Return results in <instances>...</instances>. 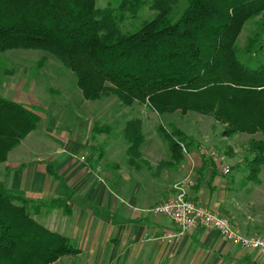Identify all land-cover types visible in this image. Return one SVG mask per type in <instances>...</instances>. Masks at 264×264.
Here are the masks:
<instances>
[{"label": "trees", "instance_id": "1", "mask_svg": "<svg viewBox=\"0 0 264 264\" xmlns=\"http://www.w3.org/2000/svg\"><path fill=\"white\" fill-rule=\"evenodd\" d=\"M143 11L153 17L136 27ZM19 50L53 56L86 100L116 96L124 107L203 114L229 138L260 134L244 162L251 181L264 166V0H108L102 7L97 0H0V67L5 53ZM40 120L0 95V164ZM169 126L157 132L173 162L200 149L176 123ZM93 131L112 127L95 124ZM122 137L128 164L140 167L142 119H128ZM48 172L58 177L52 166ZM61 207L71 212L64 199H31L0 180V264H57L79 254L73 240L35 217Z\"/></svg>", "mask_w": 264, "mask_h": 264}, {"label": "crops", "instance_id": "2", "mask_svg": "<svg viewBox=\"0 0 264 264\" xmlns=\"http://www.w3.org/2000/svg\"><path fill=\"white\" fill-rule=\"evenodd\" d=\"M52 123L48 120L45 130L50 138L47 146L40 149L34 140L30 146L29 141L22 142L18 155L10 153L0 164V180L8 190L31 199L66 200L70 213L63 207L44 208L35 216L80 249L79 254L58 263L264 264L258 250L231 242L218 230L183 231L170 218L153 212V207L175 195L176 183L191 175V200L227 216L243 235L264 237L262 170L251 181L248 173H234L233 165L241 164L240 160L230 161L214 146L201 145L186 153L183 161L173 162L168 151L166 158L148 156L145 143L138 168L128 162L93 168L80 159L86 140L66 130L56 131ZM162 161L169 163L160 166ZM225 164L231 169L227 174ZM48 166L58 177L48 172Z\"/></svg>", "mask_w": 264, "mask_h": 264}, {"label": "rangeland", "instance_id": "3", "mask_svg": "<svg viewBox=\"0 0 264 264\" xmlns=\"http://www.w3.org/2000/svg\"><path fill=\"white\" fill-rule=\"evenodd\" d=\"M107 1L97 0V5L105 6ZM151 17L153 14L143 11L135 21L136 27ZM4 56L6 58V61L2 63L4 68L0 67V95L34 110L41 116L36 128L25 134L9 152L8 157L10 153H14L11 154L13 156L18 155L23 148L20 147L22 142L29 141L26 144L30 146L34 140L36 143L39 142L40 149L46 147L47 141L50 142L49 135L45 131L48 120L54 121L52 124L56 131L66 130L67 133L76 134L81 140H86L87 145L80 158H84L85 161L91 158L89 166L93 168L101 166L100 168L103 169L114 162L122 166L127 163V146L122 137V131L125 122L132 117L143 121L146 136L145 151L148 156L156 159L167 157L166 144L159 137L157 128L163 125L170 129L169 124L176 123L199 141L203 148L214 146L230 161L240 160L241 170L235 168L237 164L233 165L234 173H248L244 162L246 157H250V141L262 139L260 134H237L230 138L224 137L223 126L217 124L212 117L195 112L182 114L178 111L159 114L147 104L124 107L116 96L101 100H86L77 87L75 76L63 68L53 56L40 51L20 50L7 52ZM44 57H46L45 60H43ZM95 124L111 126L112 131L98 134L93 131ZM227 145H230L231 150ZM232 146L237 150L236 152H233ZM140 264H149V262L140 261Z\"/></svg>", "mask_w": 264, "mask_h": 264}, {"label": "built area", "instance_id": "4", "mask_svg": "<svg viewBox=\"0 0 264 264\" xmlns=\"http://www.w3.org/2000/svg\"><path fill=\"white\" fill-rule=\"evenodd\" d=\"M185 151V149H184ZM217 155L216 152L212 153ZM85 161L84 158H80ZM224 173L230 172V166L225 164ZM194 185V179L188 175L183 180L174 185L175 195L169 200L157 205L153 212L158 215H164L173 220L181 230L203 227L209 230H218L227 240L258 250L264 255V237L246 236L240 233L233 225L231 220L220 212L214 211L209 207L191 200L188 196V190Z\"/></svg>", "mask_w": 264, "mask_h": 264}]
</instances>
